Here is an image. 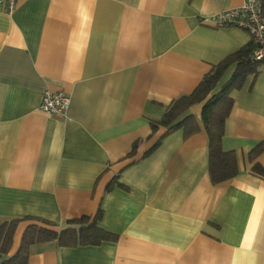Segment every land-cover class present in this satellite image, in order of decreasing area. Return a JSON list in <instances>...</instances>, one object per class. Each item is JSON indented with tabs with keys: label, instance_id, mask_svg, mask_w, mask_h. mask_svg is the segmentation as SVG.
Listing matches in <instances>:
<instances>
[{
	"label": "crops",
	"instance_id": "1",
	"mask_svg": "<svg viewBox=\"0 0 264 264\" xmlns=\"http://www.w3.org/2000/svg\"><path fill=\"white\" fill-rule=\"evenodd\" d=\"M243 2L18 0L11 14L0 3V223L22 220L3 259L39 225L26 218L59 230L101 207L115 243H38L27 264H264V178L251 172L264 153L248 159L264 142V71L230 93L221 148L236 154L234 178L211 184L203 131L144 155L158 137L149 122L251 41L206 21ZM45 92L69 97L65 116L39 110ZM116 175L126 189L106 193Z\"/></svg>",
	"mask_w": 264,
	"mask_h": 264
},
{
	"label": "trees",
	"instance_id": "2",
	"mask_svg": "<svg viewBox=\"0 0 264 264\" xmlns=\"http://www.w3.org/2000/svg\"><path fill=\"white\" fill-rule=\"evenodd\" d=\"M260 13L264 18V0H260ZM255 44L251 40L236 52L225 57L217 65L212 66L196 88L189 95L173 100L165 109L162 117L149 122L151 136L157 135L153 146L144 155H149L155 150L162 139L167 135L179 131L183 139H187L200 131L205 132L208 140V174L212 185L234 178L239 170L237 157L234 151H223L221 140L224 134L225 120L232 107L230 93L239 89L246 76L256 74L264 67V60L255 61L253 54ZM232 67L227 81L213 93L220 78ZM202 103L200 118L197 120L189 114V109ZM160 133V134H159ZM159 134V135H158ZM136 150V143L132 145L127 158H132ZM264 153V142L257 144L248 154L249 161H255ZM251 172L264 178V168L254 163ZM116 175L106 186L105 192H110L118 187L126 189L120 184ZM103 216L101 207H98L93 217L82 216L68 220L65 227L54 229V224L46 220L26 218L39 223L28 225L23 231L17 251L10 257L8 255L15 229L19 219L5 220L0 223V264H27L28 250L31 245L55 242L58 247L77 248L86 246H100L103 243H115L118 236L108 232L100 226Z\"/></svg>",
	"mask_w": 264,
	"mask_h": 264
},
{
	"label": "built area",
	"instance_id": "3",
	"mask_svg": "<svg viewBox=\"0 0 264 264\" xmlns=\"http://www.w3.org/2000/svg\"><path fill=\"white\" fill-rule=\"evenodd\" d=\"M17 2L18 0H0L8 14L14 11ZM206 21L218 28L233 26L247 32L256 47L253 59L264 60V18L260 13V0H244L239 8L220 12ZM261 70L264 71V67ZM69 103V97L63 92H45L39 110L46 115L65 116Z\"/></svg>",
	"mask_w": 264,
	"mask_h": 264
}]
</instances>
